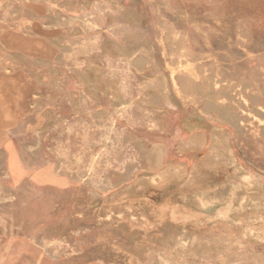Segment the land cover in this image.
<instances>
[{
	"label": "rangeland",
	"instance_id": "obj_1",
	"mask_svg": "<svg viewBox=\"0 0 264 264\" xmlns=\"http://www.w3.org/2000/svg\"><path fill=\"white\" fill-rule=\"evenodd\" d=\"M192 81L231 89L239 133ZM212 134L234 163L207 158ZM229 245L264 257V0H0V264H219Z\"/></svg>",
	"mask_w": 264,
	"mask_h": 264
},
{
	"label": "bare ground",
	"instance_id": "obj_2",
	"mask_svg": "<svg viewBox=\"0 0 264 264\" xmlns=\"http://www.w3.org/2000/svg\"><path fill=\"white\" fill-rule=\"evenodd\" d=\"M82 44V43H81ZM32 64V63H31ZM191 89H193L195 92L200 93L202 95H205L207 97V106L210 109H214L220 112V120H225V119H229L231 117L234 118V120L232 121V124L235 126V129L237 131V133L240 132V125H239V120L238 118H236L234 116V112L233 109L230 105H223L221 100H222V94L224 93H229L230 92V88L226 91V90H220V91H216L214 89V84L210 81H207L205 83V85L200 86L199 84L195 83V81L191 82ZM233 89V88H232ZM38 103V102H37ZM259 104V103H258ZM37 106V105H36ZM259 108V107H258ZM263 106H261L258 110L262 111ZM22 127V126H21ZM242 129V128H241ZM207 144V137L206 134L204 132H198L196 133L189 142H186L184 144V146L186 147V149H192V150H202L206 147ZM162 154H163V148L162 147H158L157 148V164L161 165L162 164ZM32 156V155H31ZM233 153L232 150L230 148V145L228 144V141L226 139V137H224L223 135H219L216 136L214 134H212V144H211V151L208 155V159H223L224 163L225 160H227L228 162H233L235 158H233ZM234 163V162H233ZM237 164V163H236ZM57 165V164H56ZM235 165V164H233ZM226 166V165H225ZM228 166V165H227ZM232 166V165H231ZM230 167V166H229ZM242 168V167H240ZM244 169V168H243ZM236 171V170H235ZM247 172V171H246ZM240 173V172H239ZM203 174V169L202 166H199L197 168H195L194 170V178L195 180H197V178ZM180 176V177H184L185 176V170H184V166L183 165H174V166H170L169 168L165 169L163 172H161L156 178L155 180L158 182H162L164 180H167L169 178H171L172 176ZM235 176V175H234ZM239 177V176H237ZM202 178V177H201ZM235 178V177H234ZM245 178V176H244ZM258 178V177H257ZM200 180V178H198ZM203 179V178H202ZM201 179V180H202ZM250 180V179H249ZM241 181V180H240ZM258 181L255 180L254 182H248V189H253L255 186H257ZM242 184V183H241ZM246 188V186H245ZM261 188V187H260ZM256 189V188H255ZM254 189V190H255ZM8 190V189H7ZM247 191V189H245ZM220 197V196H219ZM222 197V196H221ZM246 197V196H245ZM248 197V196H247ZM202 198V197H201ZM242 199L244 200L245 198L242 197ZM201 200V199H200ZM214 200V199H212ZM223 200V199H222ZM250 200V198H249ZM219 201V200H218ZM241 201V200H240ZM246 201V200H245ZM208 202V201H207ZM207 202L205 200H202V204L206 205ZM242 202V201H241ZM52 203V202H51ZM209 203V202H208ZM244 203V201L242 202ZM241 203V204H242ZM50 204V203H49ZM68 212V211H67ZM213 240L210 243V245L214 246L215 242H221V238L214 236L212 238ZM223 239V238H222ZM177 240V239H176ZM179 245H182L185 248V242L181 239L178 238V242ZM207 245V244H206ZM201 246V248L203 247V252H207L208 250L205 249V246ZM232 245L226 246V249L230 250V254L229 257L227 258H223L219 264H264V257H260V256H256L255 258H253L252 260H248L247 257H243V260H239V259H235L234 261H230L231 263H229L228 258H232V249H231ZM198 249L200 248L199 245H192V249ZM200 248V249H201ZM234 248V247H232ZM186 250V249H185ZM184 250V251H185ZM181 251V250H179ZM192 250H189L188 252H190ZM195 253V250H193ZM212 251V250H211ZM192 253V252H191ZM200 253V252H199ZM204 253V254H205ZM197 254V253H196ZM202 254V253H201ZM228 254V253H227ZM239 255V254H238ZM230 258V259H231ZM238 258V257H237ZM240 258V257H239Z\"/></svg>",
	"mask_w": 264,
	"mask_h": 264
}]
</instances>
